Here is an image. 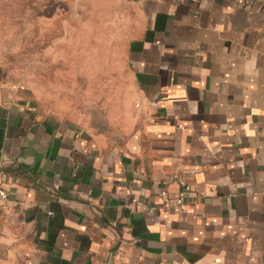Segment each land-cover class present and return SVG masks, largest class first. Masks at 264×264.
<instances>
[{
  "label": "crops",
  "instance_id": "1",
  "mask_svg": "<svg viewBox=\"0 0 264 264\" xmlns=\"http://www.w3.org/2000/svg\"><path fill=\"white\" fill-rule=\"evenodd\" d=\"M89 4L129 13L123 130L0 69V264H264V0Z\"/></svg>",
  "mask_w": 264,
  "mask_h": 264
},
{
  "label": "rangeland",
  "instance_id": "2",
  "mask_svg": "<svg viewBox=\"0 0 264 264\" xmlns=\"http://www.w3.org/2000/svg\"><path fill=\"white\" fill-rule=\"evenodd\" d=\"M88 3L0 0V69L30 86L48 113L91 119L117 134L128 97L129 13Z\"/></svg>",
  "mask_w": 264,
  "mask_h": 264
},
{
  "label": "built area",
  "instance_id": "3",
  "mask_svg": "<svg viewBox=\"0 0 264 264\" xmlns=\"http://www.w3.org/2000/svg\"><path fill=\"white\" fill-rule=\"evenodd\" d=\"M0 198H1V199L4 198L3 195H2L1 193H0ZM181 202H182V199H181V198L177 199V203H178V204H180Z\"/></svg>",
  "mask_w": 264,
  "mask_h": 264
}]
</instances>
